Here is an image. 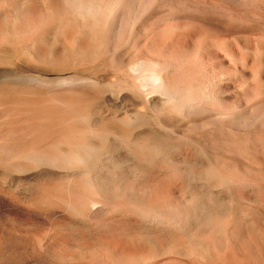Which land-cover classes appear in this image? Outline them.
<instances>
[{"label":"bare ground","instance_id":"1","mask_svg":"<svg viewBox=\"0 0 264 264\" xmlns=\"http://www.w3.org/2000/svg\"><path fill=\"white\" fill-rule=\"evenodd\" d=\"M0 264H264V0H0Z\"/></svg>","mask_w":264,"mask_h":264},{"label":"rangeland","instance_id":"2","mask_svg":"<svg viewBox=\"0 0 264 264\" xmlns=\"http://www.w3.org/2000/svg\"><path fill=\"white\" fill-rule=\"evenodd\" d=\"M10 208L11 207L7 203L3 202L2 199L0 198V209L1 210H9Z\"/></svg>","mask_w":264,"mask_h":264}]
</instances>
